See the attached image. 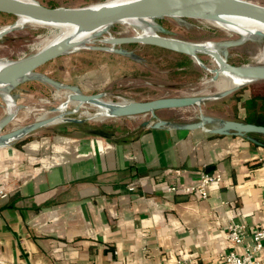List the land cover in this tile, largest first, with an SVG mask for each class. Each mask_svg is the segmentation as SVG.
I'll return each mask as SVG.
<instances>
[{
	"label": "crops",
	"instance_id": "crops-1",
	"mask_svg": "<svg viewBox=\"0 0 264 264\" xmlns=\"http://www.w3.org/2000/svg\"><path fill=\"white\" fill-rule=\"evenodd\" d=\"M251 89L237 94V117L214 118L247 122ZM119 119L101 129L109 138L37 130L0 147V264H226L253 243L264 227V134H252L258 144L210 133L218 122L186 128L198 118L159 116L161 128ZM202 173L222 178L206 199L168 190ZM232 221L246 228L242 244L227 238Z\"/></svg>",
	"mask_w": 264,
	"mask_h": 264
},
{
	"label": "rangeland",
	"instance_id": "rangeland-1",
	"mask_svg": "<svg viewBox=\"0 0 264 264\" xmlns=\"http://www.w3.org/2000/svg\"><path fill=\"white\" fill-rule=\"evenodd\" d=\"M32 1L48 7L79 8L128 0ZM248 1L264 5V0ZM19 20L20 17L16 15L0 13V29ZM150 21L133 20L104 28L100 33L94 34L85 47L51 60L36 72L64 84L79 86L85 94L103 93L106 101H147L191 95L204 98L201 105L156 112L158 118L168 117L179 123L195 120L201 112L221 119L235 118L240 112L238 98H243L237 94L244 93L245 88L264 86V80H255L222 96L225 90L233 87L222 88V77L218 73L221 70V60L235 67L264 66V36L244 38L233 29L200 19H155L154 22L159 27L153 29L147 26ZM58 32L59 29L53 25L33 21L9 30L0 36V61L15 62L37 53L52 43ZM156 35L195 46L199 53L195 57L146 43V38ZM69 94L45 81L30 80L10 92L14 101L10 107L7 96L0 93V121L9 116L12 108L17 112L1 129L0 135L26 126L46 114L50 117L61 114L63 117L86 119V122L56 123L39 129L42 132L58 129L76 131L72 128L84 132L88 128L103 129L109 124H119V118H124L91 117L86 111L92 115L98 111L90 103H83L78 111L73 112L75 104L71 103ZM248 95L247 92L245 97ZM143 118L146 121L154 119L151 114H145L137 115L128 122L134 123Z\"/></svg>",
	"mask_w": 264,
	"mask_h": 264
},
{
	"label": "water",
	"instance_id": "water-1",
	"mask_svg": "<svg viewBox=\"0 0 264 264\" xmlns=\"http://www.w3.org/2000/svg\"><path fill=\"white\" fill-rule=\"evenodd\" d=\"M0 13L12 14L18 17L24 16L47 23H73L79 28L92 31L95 34L100 33L104 28L113 24L130 20L146 21V19H149L153 23V28H156L159 26L155 24L154 20L165 17L192 18L221 23H230L228 17H247L264 23V5L248 0H128L116 4L79 8L48 7L28 0H0ZM15 28L16 23L10 25L7 31ZM255 36H264V33L257 31ZM145 41L169 50L197 56L194 49L171 42L164 37L157 36L150 40L146 38ZM80 43L78 40H60L48 44L42 50L27 58L8 63L0 68V83L4 85V89L10 94L15 87L26 81H45L58 89H63L70 93V101L75 102L73 112L78 111L83 103L101 102L105 95L103 93L85 94L79 86L64 84L36 72L39 67L51 60L76 50ZM235 68L241 70L244 75L253 77L254 80L252 81L264 80V66H239ZM238 87L225 90L222 96L231 93ZM203 100L204 98L200 96L191 95L161 97L147 101L113 102L109 104V116L132 117L151 114L154 119L145 121L143 126L161 128L166 125V121L157 117V111L201 105ZM15 115L9 114L8 117L0 121V131ZM61 122L84 124L86 119L64 117ZM61 122L56 121L55 117L42 116L26 126L15 128L0 135V147L8 145L43 127ZM214 122H218V124L209 129L212 134L243 136L254 143L261 144L252 137V134H264V126L250 122L240 120L217 121L214 117L206 116L201 112L198 120L187 124L186 128L191 130L206 128L208 124H213ZM86 132L105 138L110 137L108 133L98 128H88Z\"/></svg>",
	"mask_w": 264,
	"mask_h": 264
},
{
	"label": "bare ground",
	"instance_id": "bare-ground-1",
	"mask_svg": "<svg viewBox=\"0 0 264 264\" xmlns=\"http://www.w3.org/2000/svg\"><path fill=\"white\" fill-rule=\"evenodd\" d=\"M28 1H32V0H28ZM228 19L230 20V23H221V22H215V21H211V22H215L220 26H224V27L233 29V30L239 32L241 35H243L244 38H251V37L255 36L257 31H261L264 33V23L261 21L251 19V18H247V17H228ZM30 21L41 23V24H46V25H53V26L57 27L59 29V32L56 35V37L52 43L60 41V40H78L81 43L77 49L85 47V45L90 41L92 36L95 34L92 31L83 30V29L79 28V26H77L76 24H73V23H47L44 21H40L37 19H32V18H28V17H24V16H20V20L16 23V28H18V27L24 25L26 22H30ZM130 21H133V20H130ZM146 21H150V20L146 19ZM147 26L153 29V23L151 21H150V23L147 22ZM9 28H10V25L0 29V35L2 33L6 32ZM155 37H157V35L151 36V37L147 38V40H150V39L155 38ZM166 39L171 41V42L181 44L185 47L192 48L196 51V53H199L198 52L199 49L195 46H190L184 42H181V41H178L175 39H171V38H166ZM208 46H210V45H208ZM195 57H196V55H195ZM8 63H10V62H1L0 61V68L4 65L8 64ZM220 65H221V70L218 71V73L222 77L221 78L222 79L221 80L222 88H226V87H233L234 88V87L244 85V84L249 83L252 80H254L253 77L248 76V75H244L242 73V71L239 70L238 68L226 65L225 60H221ZM0 93L7 96L6 99H8V104L10 107H12V105L14 103L13 98L8 92H6V90L4 89V85L1 83H0ZM101 102L90 103L97 108L98 112L95 115L90 114L88 111H86V114L89 116L91 115V117L95 116L98 119L109 116V110H110L109 104L113 103L114 101H112V100L106 101L103 99ZM71 103L75 104L74 101H71ZM10 111L9 112L11 115H14L17 113L13 110V108ZM44 117H50V116H48L46 114V115H44ZM52 117H55L56 121H58V122H61L64 119V117L61 114L57 115V116H52ZM0 128H1V125H0Z\"/></svg>",
	"mask_w": 264,
	"mask_h": 264
},
{
	"label": "built area",
	"instance_id": "built-area-1",
	"mask_svg": "<svg viewBox=\"0 0 264 264\" xmlns=\"http://www.w3.org/2000/svg\"><path fill=\"white\" fill-rule=\"evenodd\" d=\"M220 174L202 173L199 181L193 185L183 186L181 188L171 186L168 188L171 192H182L184 194H196L202 199L209 196V188L215 183L221 182ZM134 190V186L130 187ZM247 236L244 225L232 221L228 226L227 238L235 244H242ZM226 264H264V227L253 233V243L244 247L243 254L235 250H230L226 256ZM178 264H192L187 260H179Z\"/></svg>",
	"mask_w": 264,
	"mask_h": 264
},
{
	"label": "trees",
	"instance_id": "trees-1",
	"mask_svg": "<svg viewBox=\"0 0 264 264\" xmlns=\"http://www.w3.org/2000/svg\"><path fill=\"white\" fill-rule=\"evenodd\" d=\"M243 106L247 112V122L264 126V86L252 87L251 95L244 101Z\"/></svg>",
	"mask_w": 264,
	"mask_h": 264
}]
</instances>
